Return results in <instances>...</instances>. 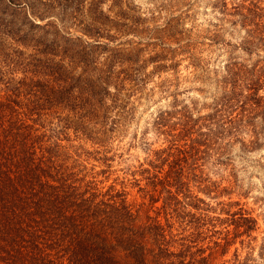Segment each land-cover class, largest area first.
I'll return each mask as SVG.
<instances>
[{"label":"rangeland","instance_id":"obj_1","mask_svg":"<svg viewBox=\"0 0 264 264\" xmlns=\"http://www.w3.org/2000/svg\"><path fill=\"white\" fill-rule=\"evenodd\" d=\"M6 93L190 264H264V0H0Z\"/></svg>","mask_w":264,"mask_h":264},{"label":"trees","instance_id":"obj_2","mask_svg":"<svg viewBox=\"0 0 264 264\" xmlns=\"http://www.w3.org/2000/svg\"><path fill=\"white\" fill-rule=\"evenodd\" d=\"M31 111L16 95L0 96V264L191 263L182 242L171 249L158 220L135 224L125 191L80 190L69 181ZM173 180L169 165L157 182ZM117 249L127 262L116 258Z\"/></svg>","mask_w":264,"mask_h":264}]
</instances>
